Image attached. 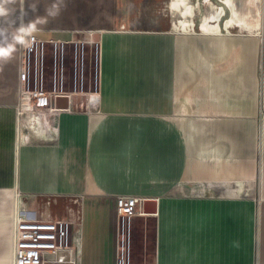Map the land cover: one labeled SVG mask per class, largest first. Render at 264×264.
I'll use <instances>...</instances> for the list:
<instances>
[{
	"label": "crops",
	"instance_id": "crops-1",
	"mask_svg": "<svg viewBox=\"0 0 264 264\" xmlns=\"http://www.w3.org/2000/svg\"><path fill=\"white\" fill-rule=\"evenodd\" d=\"M221 2L153 0L180 21L104 32L98 88L36 111L25 35L72 36L42 39L69 33L35 27L31 0H0V264L16 212L55 196L61 215L78 195L77 264H264V20L253 0ZM121 195L157 212L120 219Z\"/></svg>",
	"mask_w": 264,
	"mask_h": 264
},
{
	"label": "rangeland",
	"instance_id": "rangeland-1",
	"mask_svg": "<svg viewBox=\"0 0 264 264\" xmlns=\"http://www.w3.org/2000/svg\"><path fill=\"white\" fill-rule=\"evenodd\" d=\"M32 10L29 12L32 24L42 30H68L69 34H39L42 39L71 38L69 43H39L32 52V83L33 90L50 92L53 96H65L70 93L76 96L77 91L97 89L99 83L98 43L105 31L134 32L128 25L165 24V21L178 23L180 19L173 18L167 8L155 5L153 0L142 3L136 0H31ZM220 5L221 0H213ZM144 2V1H143ZM136 3V4H135ZM254 14L258 20H264V0H253ZM207 6L203 4L196 11L195 30L200 31L198 24L206 14ZM129 19V20H125ZM144 19V20H142ZM136 20V21H135ZM37 30H41V29ZM36 31V30H32ZM148 31V30H146ZM258 30L249 33L239 27L231 28L230 34H257ZM44 71L45 79L44 80ZM67 78V82H65ZM71 89L65 90L64 87ZM73 91V92H72ZM41 200V199H40ZM32 212L35 217L38 211ZM58 205V202L55 206ZM35 213V214H34ZM90 215L85 213L84 225L88 226ZM143 242V246H144Z\"/></svg>",
	"mask_w": 264,
	"mask_h": 264
},
{
	"label": "built area",
	"instance_id": "built-area-1",
	"mask_svg": "<svg viewBox=\"0 0 264 264\" xmlns=\"http://www.w3.org/2000/svg\"><path fill=\"white\" fill-rule=\"evenodd\" d=\"M124 26L120 27L121 30ZM108 32V31H105ZM23 58L32 60L35 44L62 43L60 40L43 41L33 32L25 35ZM71 42V41H69ZM68 42V43H69ZM27 73L22 74L26 81ZM59 98L44 90H33L27 96V108L42 110L53 100ZM58 199L55 196H41L35 217H28L16 212L13 224V264H51L58 261L61 252H68L73 264H77L79 237L85 218V202L80 195L67 198L63 205L64 213L57 214L54 210ZM145 198L121 195L116 200V211L120 219L142 216ZM73 256L76 257L73 259ZM74 260V261H73ZM119 264H124L123 262Z\"/></svg>",
	"mask_w": 264,
	"mask_h": 264
},
{
	"label": "water",
	"instance_id": "water-1",
	"mask_svg": "<svg viewBox=\"0 0 264 264\" xmlns=\"http://www.w3.org/2000/svg\"><path fill=\"white\" fill-rule=\"evenodd\" d=\"M67 98L65 97H59L56 99L57 103H59V101L61 100H66ZM60 105V104H59ZM67 104L65 106H60V107H66ZM151 204H155L154 200H147V202L144 204V212L145 213H156L157 211L155 209H151L149 208V206H151ZM51 264H73V262L70 260V255L68 252H61L58 256V261L51 263Z\"/></svg>",
	"mask_w": 264,
	"mask_h": 264
},
{
	"label": "bare ground",
	"instance_id": "bare-ground-1",
	"mask_svg": "<svg viewBox=\"0 0 264 264\" xmlns=\"http://www.w3.org/2000/svg\"><path fill=\"white\" fill-rule=\"evenodd\" d=\"M76 257L73 256V259H75ZM74 261V260H73ZM75 262H76V259H75Z\"/></svg>",
	"mask_w": 264,
	"mask_h": 264
}]
</instances>
